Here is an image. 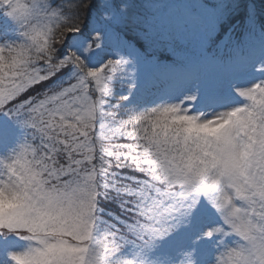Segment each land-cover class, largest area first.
<instances>
[{
  "label": "rangeland",
  "instance_id": "obj_1",
  "mask_svg": "<svg viewBox=\"0 0 264 264\" xmlns=\"http://www.w3.org/2000/svg\"><path fill=\"white\" fill-rule=\"evenodd\" d=\"M42 9L39 0L31 3L0 0V10L6 20L0 23L1 77L17 78L20 69L16 66H24L27 73L35 71L34 66L40 61L37 51L47 49L52 40L53 22L50 17L39 19ZM206 14L194 21L188 13L191 19L187 25L179 22L170 30L164 28L165 32L170 31L164 39L177 36L185 47L173 53L176 59L184 61L183 66L188 64L187 68L181 66L182 70L195 72L200 79L180 91L159 97V101H152L145 109L147 112H143L144 117L154 122V128L167 126L171 130L183 126L193 132L208 133L209 137H199L194 144L209 162L205 173L209 192L202 200L197 199L190 194L196 184L192 181L178 196V201L182 200L188 211L200 203L206 215L172 242L162 243L163 250L173 252L162 260H146L144 245L130 247L132 241V244L139 242L136 235L146 237L144 230L139 231V227H147L145 224L136 226L128 218L126 235L118 237L114 216L110 221H105L106 215L100 223L96 221V207L100 213L114 208L113 186L100 178L98 170L102 163L91 155L94 151L88 155L91 165L80 163L85 161L87 150L94 144L88 141L89 137L96 138L99 148L104 145L102 149L107 156L113 154V148L105 147L104 143L110 139V129L105 127L111 123L104 124L105 129L100 125L99 132L96 131L100 120L92 119H97L101 105L97 107L99 98L95 100L92 94L88 95L90 87H84L85 93L81 96H71V88L67 92L63 89L59 97L66 99L54 113L67 118L69 128L79 132L77 137L88 141L75 152L71 149V157L62 155V151V154L52 155L54 146L34 132L33 122L25 128L13 127L4 120L0 122V264H264V41L258 43L261 48L257 60L251 57L250 61L245 59L220 67L211 61L205 50L197 53L199 58L190 52L193 43L207 46L210 40L218 39L216 33L220 30V17L216 13ZM6 26L11 29L8 31ZM84 48L86 52L95 53L87 45ZM153 64L140 60L134 74L146 78ZM102 72L97 74L96 81L101 90H105L110 88L112 73ZM25 80L29 83L32 78L28 76ZM9 90L17 93L18 87L12 85ZM203 100L206 102L199 105ZM2 101L0 91L2 117L10 116L8 107H1ZM227 143H231L229 150ZM214 150L221 151L231 162L224 174L220 172L223 168L220 162L210 155ZM45 165L48 170L44 171ZM235 168H240L239 173L230 180L227 171ZM93 171L94 176L90 173ZM92 182L97 183L94 196L89 188ZM98 183L102 190L98 189ZM165 215L158 216V220L166 219ZM124 239L126 245H130L126 246L127 250L131 251L120 256Z\"/></svg>",
  "mask_w": 264,
  "mask_h": 264
},
{
  "label": "trees",
  "instance_id": "obj_2",
  "mask_svg": "<svg viewBox=\"0 0 264 264\" xmlns=\"http://www.w3.org/2000/svg\"><path fill=\"white\" fill-rule=\"evenodd\" d=\"M39 1L43 6L39 19L50 17L53 22L50 27L52 40L47 49L37 51L40 61L34 66L36 72L27 73L24 66H16L20 69L17 78L7 80V76H0L1 107H8L10 114L2 117L0 109V122L4 120L13 127L24 128L33 122L34 132L43 135L54 146L52 155L62 154L61 151L62 155H70L71 149L75 152L77 147L84 146L88 141L94 142L86 152L89 154L85 155V161L80 164H90L92 161L88 155L94 151L95 154L91 155L102 163L98 170L100 178L106 180L108 186L112 185L114 190V208L100 213L96 207V221L100 223L105 215V221H110L114 216V230L118 237L126 235L128 218L136 226L145 224L147 227L141 226L139 231L144 230L146 237L136 235L139 242L132 244V241L131 246L126 245V239L122 240L118 255L126 256L131 251L127 250L129 246L140 248L144 245L142 250L146 260L167 259L173 252L167 248L163 250L162 243L172 242L176 236L189 230L194 222L200 221L202 215H206L200 203L188 211L183 201H178V196L192 181L196 184L190 194L196 195L197 199L202 200L203 195L209 192L205 177L209 162L204 160V155L194 144L199 137L206 139L209 135L206 131L193 132L183 126L171 130L167 126L154 128V122L143 116L152 101H159V97L180 91L200 79L195 72L182 70L184 61L176 59L177 55L173 53L185 50V47L179 43L177 36L171 40L164 39L170 32H165L164 28L170 30L179 22L187 25L188 19H191L188 13L194 21L199 15L216 13L220 17V30L216 33L218 39L210 40L204 47L194 42L190 52L197 55L205 50L210 54L211 61L220 67L245 59L250 61L251 57L257 60L261 48L258 43L264 41V0ZM2 20L5 17L0 10V23ZM6 29L9 31L11 26H6ZM84 45L94 49L95 53L86 52ZM161 46L164 48L161 49ZM152 59L154 62H150ZM140 60L154 63L151 74L146 78L134 74ZM101 72L112 73L110 88L105 90H101L96 81L97 74ZM28 76L32 78L29 83L25 80ZM12 85L18 87L17 93L9 90ZM84 87H90L88 95L92 94L95 100L100 99L98 117L92 121L100 120L96 129L98 132L100 125L102 129H110V139L104 143L107 144L105 147L113 148L111 155L105 154L104 145L98 147L100 144L96 138L82 141L77 137L79 132L69 128L68 119L54 113L59 103L66 99L59 97L63 89L67 92L71 88V96H81ZM7 92L12 93L5 96ZM82 117L85 116L82 114ZM27 120L31 122L27 123ZM109 122L111 126H103ZM230 146L231 143L226 144L228 150ZM229 152L232 154L231 150ZM210 155L220 162L223 167L220 172L224 174L225 168L231 164L228 157L217 150ZM42 170H48V166H43ZM239 170L227 171L226 176L233 180ZM95 171L90 173L94 176ZM79 174L83 175L82 172ZM96 186V182L89 186L92 196L97 191ZM100 187L99 184L98 189L102 190ZM163 215L166 219L159 221L157 217Z\"/></svg>",
  "mask_w": 264,
  "mask_h": 264
}]
</instances>
